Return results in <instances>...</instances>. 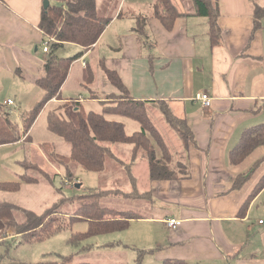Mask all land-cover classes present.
<instances>
[{
    "label": "crops",
    "instance_id": "1",
    "mask_svg": "<svg viewBox=\"0 0 264 264\" xmlns=\"http://www.w3.org/2000/svg\"><path fill=\"white\" fill-rule=\"evenodd\" d=\"M44 1L0 0V103L11 110V117L12 104L6 102L14 100L13 95L2 94L7 87L19 100L26 96L38 101L44 94L36 90H41L36 81L51 52L43 49L48 38L39 26ZM155 1L95 0L98 13L112 20L90 49L77 45V51L84 53L62 86L63 99H51L40 115L62 107L73 116L77 108L64 104L71 99L85 106L83 91L69 87L77 65L81 69L79 86L89 88L96 80L94 66L99 71L100 90H92L91 97L99 100L101 92L102 101H106L108 95L119 94L105 73L106 66L117 71L134 99L167 101L171 112L186 117L194 132L196 143L192 142L188 151L191 177L180 180H150L144 157L135 161L131 159L132 146L112 145L115 159L125 165L131 180L124 188L110 189H119L141 202L135 210L141 217L121 230L125 232L134 223L138 255L136 250L131 254L112 251L102 264H164L169 258L188 264H264V221L258 218L263 213L253 212L254 208H264V189L253 197L246 213L241 212L264 177V145L237 164L230 156L250 125L264 123V0H214L219 4L221 29L215 45L211 43L209 18L198 13L195 1L171 0L180 15L170 30L153 16ZM258 7L263 8L260 19L255 13ZM60 49L56 52L59 56L71 57L62 56ZM199 92L211 96V106L204 108L195 99ZM150 112L171 149L182 147L181 137L158 107L154 105ZM115 117L120 120L122 116ZM139 129L136 126L133 133ZM28 134L32 135L31 130ZM18 144L21 142L0 148L9 151ZM123 149L130 153L125 159L118 155ZM117 168L111 171L108 182L118 177L116 171L121 168ZM170 218L181 224L169 228L166 222ZM3 222L0 219V224ZM13 235L12 228L0 231V264L56 260H44L46 251L35 247L38 242L24 241L26 247L14 249L9 242ZM112 244L126 249L132 242L111 240L107 245Z\"/></svg>",
    "mask_w": 264,
    "mask_h": 264
},
{
    "label": "trees",
    "instance_id": "2",
    "mask_svg": "<svg viewBox=\"0 0 264 264\" xmlns=\"http://www.w3.org/2000/svg\"><path fill=\"white\" fill-rule=\"evenodd\" d=\"M193 1L197 5L198 13L209 18L211 43L218 44L221 37V29L218 25L220 15L218 2L216 3L214 0ZM155 2L153 16L161 20L164 26L170 30L180 13L171 0H156ZM262 9V7L256 8L257 19L263 15ZM111 20V17H102L98 13L95 0H55L49 4L47 9L44 8L39 26L43 34L50 40L49 49L51 52L45 61L43 74L36 81L44 94L36 101L31 110L22 112V124L14 121L11 117V110L0 103V145L32 140L28 133L35 124L36 118L47 107L51 99H63L62 86L68 79L75 61L84 53V51H80L71 57H61L56 53L57 50L66 42L77 43L85 49H90L100 39ZM104 70L111 83L119 90V94H110L107 96L108 98L106 97V101H101L102 111H87L83 104L71 99L65 101V104L73 103L75 105L78 122L59 115L57 111L65 110L62 107L50 110L48 113L49 129L59 134L70 147V152L65 155L57 152L53 143H42L41 148L49 162L58 166H66L71 179L73 176L69 175V172L71 173L69 166L72 163L81 165L87 171L101 173L105 171L109 159H115L112 145L123 143L132 146L131 159L136 161L137 157L142 156L148 161L150 180L190 178L188 151L190 144L196 142L194 132L189 127L186 117L174 115L165 100L134 99L117 71L106 66H104ZM154 105L158 107L166 123L181 137L183 145L178 150L171 149L151 115L150 108ZM115 116L137 120L140 129L133 134L128 133L124 121L118 120ZM24 137L25 139H23ZM263 145L264 123L250 125L242 133L230 153L231 162L237 164L253 149ZM41 172L48 179L50 178L46 172L42 170ZM20 177L15 181H0V191H19L25 182L38 183L39 181V178L28 172H24ZM240 177L244 179V176ZM258 183L249 199L243 204L242 214L246 213L253 197L264 189V177ZM239 184L237 182L236 187ZM95 189L94 192L81 194L70 200L77 204L76 210L70 214L72 222L86 220L89 223L87 231L75 233L71 237V242L75 244L97 234L124 230L132 220L141 217L134 210H120L100 203V199L104 195L113 192L125 195V192L119 189ZM60 200V203L64 202L63 198ZM59 207L60 204L55 202L53 206L46 208L40 214L28 208L22 209L24 219L19 221L16 219L14 211L17 208L21 210L20 206L3 202L0 203V219L5 221L9 228L13 224L16 233L22 234L25 241L40 242V240L52 237L65 228L67 219L64 217L65 221L60 219L59 216L63 214ZM89 248L88 244L83 245L81 251ZM76 255L75 253L64 255L61 260L43 261L42 264H93L75 261ZM164 264L188 263L185 260L169 258Z\"/></svg>",
    "mask_w": 264,
    "mask_h": 264
},
{
    "label": "rangeland",
    "instance_id": "3",
    "mask_svg": "<svg viewBox=\"0 0 264 264\" xmlns=\"http://www.w3.org/2000/svg\"><path fill=\"white\" fill-rule=\"evenodd\" d=\"M78 44H64L62 49H60L62 56L63 53L66 56H73L77 54V50L80 49ZM43 44L41 45L42 48ZM92 65L93 61L91 59ZM74 77L69 83L70 88H74V90H82L83 94L87 96L85 104V108L87 111L94 110L97 112L102 111L103 104L101 103L104 100V95L101 92H98L101 98L94 99L91 97L92 90H100L101 84V76L99 75V71L96 66H94L93 73L96 76V80L92 85L87 88L85 86H79L78 77L81 74V69L78 65L75 67ZM85 85L87 83H84ZM89 86V84H88ZM39 88V86H38ZM7 91L3 92V95H13V99L16 101L15 104L10 105L11 109L13 110L12 119L20 124L21 121V113L23 111L31 110L34 107L36 101H33V98H21V100L16 99V96L12 94L13 91H8L9 87L6 88ZM38 90V92H42L43 90ZM42 97V96H41ZM40 99V98H39ZM3 103V101H1ZM23 102V103H22ZM65 104V103H64ZM67 104V103H66ZM69 104V103H68ZM71 105L72 109H76L73 103ZM53 108L48 109L42 115H39L36 118V122L31 129V141H23L21 144L12 147V150L6 151L3 148H0V181L10 182L20 179V175L24 174V172H28L30 175L39 178V182L27 186L24 183V188L19 191H0V201H6L7 203L15 204L16 206H20L21 210L18 208L14 211V215L17 220L23 221L24 213L22 209L28 208L36 213H42L46 208L53 206L55 202L60 204L62 214L60 215V219L65 221L66 218V225L64 226L61 232L54 234V236L46 238L44 240H40L35 247L43 249L46 251L44 254V260H61L64 255L72 254V252H76L75 261L77 262H90V263H98L102 264L103 258L107 253H111L112 251L124 252L131 254L132 251L136 250L135 253L138 255L137 245V236L134 233V223L130 228H128L125 232L123 231H115L114 233L110 234H97L96 236L88 237L83 239L82 242L75 244L71 242V237L78 232L87 231L89 228V223L86 220L82 221H74L72 222L70 218V214L73 213L76 208L77 204L71 202L72 197L87 194L94 192L97 188L110 190V188H124V183H130L131 177L125 165H121L116 159H109L107 163V167L104 173L100 172H93L85 170L81 165L72 163L70 164L69 168L73 179L68 176L67 167L63 165H57L53 162H49L47 157L44 154L43 148H41V144L44 142H49L54 144V148L57 152L61 154H68L70 152L69 144L63 140V138L56 134L54 131L49 129V120H48V113ZM59 115L63 117H67L68 119L73 120L74 122H78L77 113H73V116L68 113L65 114V110L57 111ZM120 121L123 120L125 122L126 131L128 133H133L136 126H140L137 120H134L129 117H121L119 118ZM125 146H131L125 144ZM6 152V154H5ZM4 154V155H3ZM6 155V156H5ZM122 159H125L130 156L129 151L124 150L118 153ZM124 157V158H123ZM26 159V161H24ZM117 167L121 168V171H116L118 177L114 180L109 181L112 175V170L118 169ZM44 171L50 176H44L41 172ZM110 173V174H109ZM108 179V180H107ZM68 181V182H67ZM76 184H80L81 187H76ZM129 187V186H127ZM129 189V188H128ZM63 198L64 202L60 203V199ZM3 203V202H0ZM100 203L107 207H114L120 210H138L140 208L141 202L135 201L134 197H127V196H120L116 193H110L109 195H104L100 199ZM254 213H263L260 217L264 221V208H254ZM64 217V218H63ZM72 222V223H71ZM8 225L4 221L3 224H0V231H5L8 229ZM15 231V235L9 238V242L13 246L14 249H21L25 241V237L22 234L16 233V228L12 224L10 226ZM127 240L132 242L129 244L130 246L126 249L119 247L118 245L112 244L108 246V241L111 240ZM88 244L90 249L82 250L83 245ZM114 247V248H112ZM134 263V261H133Z\"/></svg>",
    "mask_w": 264,
    "mask_h": 264
},
{
    "label": "built area",
    "instance_id": "4",
    "mask_svg": "<svg viewBox=\"0 0 264 264\" xmlns=\"http://www.w3.org/2000/svg\"><path fill=\"white\" fill-rule=\"evenodd\" d=\"M49 45H50V40H48L47 42H45L44 46H43V49L45 52H48L50 49H49ZM195 99L198 100V101H201V104H202V107L206 108V107H209L211 106L212 104V98L211 96L206 92V93H197L196 96H195ZM8 104H14V100L12 99H8L7 102ZM68 182V181H67ZM167 226L169 228H177L180 224H181V221L180 220H177L175 218H170L167 220Z\"/></svg>",
    "mask_w": 264,
    "mask_h": 264
},
{
    "label": "water",
    "instance_id": "5",
    "mask_svg": "<svg viewBox=\"0 0 264 264\" xmlns=\"http://www.w3.org/2000/svg\"><path fill=\"white\" fill-rule=\"evenodd\" d=\"M49 4H50L49 0H45L44 3H43V5L45 6L46 9L49 7ZM76 187L79 188V187H81V185L80 184H76Z\"/></svg>",
    "mask_w": 264,
    "mask_h": 264
}]
</instances>
